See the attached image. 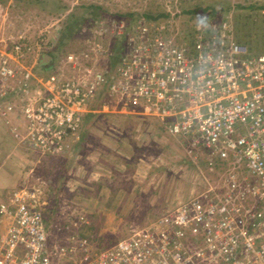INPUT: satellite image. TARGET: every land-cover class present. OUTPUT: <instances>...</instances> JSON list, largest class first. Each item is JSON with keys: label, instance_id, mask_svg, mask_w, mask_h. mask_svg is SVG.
I'll list each match as a JSON object with an SVG mask.
<instances>
[{"label": "rangeland", "instance_id": "1", "mask_svg": "<svg viewBox=\"0 0 264 264\" xmlns=\"http://www.w3.org/2000/svg\"><path fill=\"white\" fill-rule=\"evenodd\" d=\"M131 12L140 20L125 17ZM145 13L161 16L152 21ZM75 21L78 31L62 38ZM117 39L123 52L114 64ZM153 39L188 54L228 41L247 47L251 57L264 56V0H0V65L2 54L17 57L18 45L24 55L32 51L23 64L39 54L33 73L38 80L57 75V62L69 55L108 78L107 89L91 101L97 112L86 115L67 153L56 156L34 151L25 140L22 99L33 90L24 95L17 84L0 87V177L7 175L9 184L0 185V241L13 223L17 194L44 216L50 244L65 246L78 236L88 240L87 250L104 253L224 180L226 166L210 160L195 136L170 134V121L142 114V104L121 91L113 94V78L115 87L123 86V62L152 54ZM52 53L56 61L43 65L42 56ZM14 89L22 99L6 94Z\"/></svg>", "mask_w": 264, "mask_h": 264}, {"label": "built area", "instance_id": "2", "mask_svg": "<svg viewBox=\"0 0 264 264\" xmlns=\"http://www.w3.org/2000/svg\"><path fill=\"white\" fill-rule=\"evenodd\" d=\"M153 41L155 53L123 62V86L115 87L113 78V94L121 91L129 102L142 104V114L170 121V134L195 136L226 166L224 180L104 253L87 250L88 240L78 236L72 244H50L44 216L14 195L18 206L0 241V264H53L72 257L74 264H264V56L251 57L247 47L228 41L197 54ZM30 50L24 55L17 45V57L1 55L0 87L17 84L24 95L33 90L27 99L16 89L6 92L24 101L25 140L34 151L63 155L86 115L97 112L91 103L107 89V74L69 55L58 61L57 75L38 80L33 73L39 54L22 63Z\"/></svg>", "mask_w": 264, "mask_h": 264}, {"label": "trees", "instance_id": "3", "mask_svg": "<svg viewBox=\"0 0 264 264\" xmlns=\"http://www.w3.org/2000/svg\"><path fill=\"white\" fill-rule=\"evenodd\" d=\"M43 4H44V2H42ZM56 6L57 7H59L60 6V4L59 3H57L56 2ZM90 8H93V7H90ZM95 8V10H101L102 8L101 7H99V6H95L94 7ZM161 15H157V16H153V15H150V13H145L144 15H142V17L143 18H145V17H147V18H145V19H151L152 21L153 20H157V18L158 17H160ZM125 17H127L129 20H131V22H133V21H135V22H137V19L138 20H140V16H139V14H136V13H133V12H131V13H128L127 15H125ZM77 23H78V21H75L72 25H69V26H67L66 27V29L64 30V32H63V37L62 38H65V36H66V34L67 33H69V35H73L74 33H76L78 30H77ZM79 31H80V29H79ZM122 40H119V39H117V40H115V42H114V45H113V50H114V52L116 53V55H117V57L115 58L114 57V60H113V63L115 64V63H117L118 62V58H120V56L122 55V52H123V49H121L123 46H122ZM59 44V47L60 48H57V52L59 53V51L60 52H62V47L63 46H65L64 44V40H62V41H60V43H58ZM53 58H54V60H56L58 57H57V54H50ZM115 55V56H116ZM43 68H44V66H42V67H37V71L39 72L40 70L42 71L43 70ZM48 77V76H47ZM78 145H76V147H77Z\"/></svg>", "mask_w": 264, "mask_h": 264}, {"label": "crops", "instance_id": "4", "mask_svg": "<svg viewBox=\"0 0 264 264\" xmlns=\"http://www.w3.org/2000/svg\"><path fill=\"white\" fill-rule=\"evenodd\" d=\"M46 56L47 55H43L42 56V58H43V60L44 59H46ZM53 58V57H52ZM53 61H54V58H53ZM56 61V60H55ZM58 63V62H57ZM20 116V115H19ZM23 119H24V116H23ZM77 145V144H76ZM205 148V147H204ZM206 149V148H205ZM206 152H207V156L210 158V160L211 159H213V157L211 156V154H210V152L208 151V149H206ZM5 171V170H4ZM6 172V171H5ZM8 176L7 175H5V178H3V177H0V185H5L6 184V178H7ZM7 185H9L8 184V182H7ZM1 187V186H0Z\"/></svg>", "mask_w": 264, "mask_h": 264}, {"label": "water", "instance_id": "5", "mask_svg": "<svg viewBox=\"0 0 264 264\" xmlns=\"http://www.w3.org/2000/svg\"><path fill=\"white\" fill-rule=\"evenodd\" d=\"M52 62H53V58H52V56H50V55H47V56H46V59H44V60L42 61L43 65H45L46 63H52Z\"/></svg>", "mask_w": 264, "mask_h": 264}, {"label": "clouds", "instance_id": "6", "mask_svg": "<svg viewBox=\"0 0 264 264\" xmlns=\"http://www.w3.org/2000/svg\"><path fill=\"white\" fill-rule=\"evenodd\" d=\"M180 203H182V202H180ZM170 209V208H169ZM157 219V218H156Z\"/></svg>", "mask_w": 264, "mask_h": 264}]
</instances>
